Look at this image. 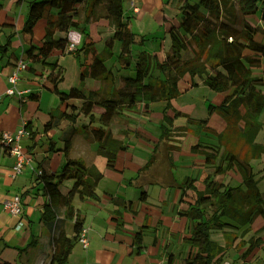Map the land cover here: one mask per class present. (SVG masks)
I'll return each instance as SVG.
<instances>
[{"label":"trees","instance_id":"16d2710c","mask_svg":"<svg viewBox=\"0 0 264 264\" xmlns=\"http://www.w3.org/2000/svg\"><path fill=\"white\" fill-rule=\"evenodd\" d=\"M86 5V18L95 17L92 7L98 6L102 15L108 18L112 34L105 40L102 51H93L88 61L81 62L84 69L79 83L63 91L58 88L63 67L56 61H46L53 49H61L62 44L56 42L49 32L43 35L38 44H34L33 28L37 20L43 17L78 27L76 16L79 8ZM179 9L178 25H172L168 30L171 40L169 48L162 59H157L143 50L132 53L136 35L123 18L122 0L28 1L25 20L19 32L21 42L26 44L21 57L25 63L28 60V68L33 63L41 64L43 70L48 67L42 87L56 94L59 102L64 104L58 115L49 117L44 130L57 126L61 118L70 121L69 125L60 129L58 138L61 145L57 147L55 140L50 139L46 149L47 153L59 150L64 153L61 168L50 171L48 155L38 160L34 167L35 185L32 187L40 184L41 194L46 196L47 202L43 205L40 220L48 233L43 248L34 254L36 264H65L83 227V217L72 204L73 198H98L94 188L102 172L69 155L72 138L77 131L74 123L79 115L87 119L80 122L83 137L100 143L97 152L105 158L106 167L112 168L117 152L125 148L123 140L113 136L109 129L112 115L139 104L143 110H147L151 102L168 103L179 94L177 83L180 78L188 75L191 83L195 84L194 78L202 76L203 82L221 95L217 104L209 106H213L227 122L225 132L219 133L221 137L224 136L225 143L231 140L230 130L234 127L242 133L244 142L251 150V157L264 152V145L255 142L262 126L258 118L264 110V27L250 19L256 17L258 11L259 18L264 19V0H199L194 3L184 0ZM12 34L0 43L1 54L9 51ZM114 40L119 45L116 60L123 66L133 63V74L124 77L118 86L113 84L112 70L105 63L113 54ZM83 48L81 46L70 51L78 55ZM154 70L159 71L161 76L155 74ZM85 76L100 81L99 88L93 91L98 97L95 100L94 94L84 87ZM26 96L37 99L39 94L28 93ZM73 99L80 100V105L68 102ZM94 106L100 107L98 114ZM190 120L201 124L208 120V116ZM93 122L98 125L92 126ZM25 127L31 135L27 121ZM179 131L184 135L186 127H179ZM199 144L193 145L191 150L204 155L205 162L211 164V171L204 181V188L196 193L194 203L189 205L190 209L182 212L187 218H192L187 224L189 235L186 240L194 250L183 257L179 264H211L222 259L224 250L209 238V231L224 226L220 221V215L224 214L222 204L229 201L241 187L240 184L225 183L226 172H239L241 184L253 186V168L246 154L242 155L237 148L220 147L219 144L209 145L213 150V153H209ZM65 179H71L72 185L63 192L60 185ZM253 199L264 218V190H256ZM66 220L71 222V235L65 232ZM135 238L139 240L136 235ZM259 241L257 237L256 242ZM2 264L9 263L5 261Z\"/></svg>","mask_w":264,"mask_h":264},{"label":"crops","instance_id":"0c3cea01","mask_svg":"<svg viewBox=\"0 0 264 264\" xmlns=\"http://www.w3.org/2000/svg\"><path fill=\"white\" fill-rule=\"evenodd\" d=\"M28 1L30 0H0V43L6 40L7 35L13 33L9 51L6 54L0 53V135L2 131L16 130L24 121L29 123L32 131L30 137L24 140L23 143L26 152L31 156V162L26 164L22 172L17 174L16 177H12L11 175L14 157L0 143V264L5 261L9 264H36L34 254L41 247L43 248L44 242L48 239V233L40 220L43 205L47 202L46 196L41 194L40 184L32 187L35 185L34 167L38 160L48 155L47 166L49 170L53 172L61 168L65 160L64 153L61 150L47 153V144L52 139L55 140V144L59 147L61 145V141L58 138L60 129L70 124V121L61 118L57 126H53L46 131L44 130V125L49 117L51 115H58L60 110L64 108V104L59 102L56 94L46 91L42 87L48 67H45L43 70L41 64L33 63L32 67L28 68L29 63L26 60V68L19 72L15 84L17 88L25 90V98L18 99L13 95L5 93V89L10 85L8 76L13 69V65L21 58L23 50L26 48V44L21 42L19 32L27 12V8L24 10V5H28ZM183 1L122 0L123 18L127 21L130 30L136 35L135 44L132 45L133 48L131 47L132 51H134V48L136 50L140 49L137 51L143 50L153 54L157 59H162L171 42L168 34L169 27L178 25L180 20L179 6ZM187 1L189 3L195 2L192 0ZM132 2L136 6L137 11L133 10ZM86 10L87 5L79 8L78 15L76 16L78 27L68 25L64 21L47 19L46 17L37 20L33 28L32 41L34 44H38L46 32H49L56 42L62 44L61 49H53L52 53L46 58L47 62L56 61L61 65L58 62L57 55L63 54L65 49L68 50L69 43H74L76 48L84 46L83 50L79 51L76 57H80L82 53L85 61L89 60L93 51L99 52L95 48L92 38L94 35H98V33L105 32V42L112 34V28L108 18L102 15L98 6L92 7L95 17L86 18ZM259 15L260 12L258 11L256 17L252 16L250 19L264 27V19H260ZM93 23L95 25L91 26ZM100 25L107 27L106 30H97V27ZM58 30L62 34L65 33V38L62 35L55 36ZM70 36H73L75 42L70 40ZM149 39L152 44L147 46L145 42ZM78 41H82L81 46L77 45ZM115 41L112 53H115L117 56L119 45H116ZM68 51L71 52L70 50ZM53 54H56L54 59H52ZM105 63L112 69L108 58ZM130 65L132 67L128 75L133 74V63L131 62ZM130 65L126 67H130ZM61 66L64 72V66ZM262 68L264 69V60ZM83 69L82 66L80 74ZM86 77L89 76H85L84 79ZM180 83H184L187 86L193 85L188 75L183 76L177 83L179 94L186 90L180 86ZM99 86L100 81L98 79H94L91 84L84 82V87L89 93L97 90ZM262 90L264 92V87ZM28 93H38L39 97L37 99L28 98L26 96ZM216 94L221 98L219 93L216 92ZM93 98L95 100L98 97L94 94ZM68 102L80 105V100L73 99L68 100ZM168 103L166 101L151 102L147 110H143L139 104L133 108L123 109L120 113L113 114L109 123L112 135L121 138L125 144V148H127L128 142L126 140H132L130 138L132 131H134V138L138 139L135 133L136 128L131 127L133 125L135 127L141 125L135 116H146L153 113V110H163ZM100 111L99 107V111L95 112L98 114ZM177 112L181 114L182 111L178 110ZM202 118L188 114V122L190 124L180 126L186 127V132L177 141L170 140L167 137V131L173 127H177L173 126L172 123L170 124L171 128L167 127L162 132L158 142L155 135L153 145L156 147L155 152H157L153 160L151 158V163L145 168L140 170L139 167V172H137L136 176H129V180L125 182L124 170L128 163L132 164L128 159V148L123 156L120 155V150L117 152L112 168L106 167L105 158L97 152V147L100 143L86 140L81 133L80 122H86L87 119L82 115L77 116L74 123L77 131L72 138L69 155L83 160L87 166L97 167L102 172V176L94 188L98 198H78V202L75 200L78 204L73 203V198L72 204L80 210V214L83 217V227L88 229V242L87 246L84 247L77 240L72 246L65 264H179L183 257L194 250L186 240L189 235L185 234V231L188 230V223L187 216L182 212L190 209L189 205L194 203L196 193L204 188V181L209 170L211 171V164L205 162L204 155L199 151L194 156L191 147L198 143H200L201 149L217 144H221L220 147H222L226 141L219 138H217L218 141L216 138H212L211 141H217L215 143L201 141L202 135L199 127L202 124H198L197 121L190 119ZM128 121L132 124H129ZM91 125L96 126L98 123L93 122ZM192 125H195V128H198V130L192 129ZM202 127L207 129L205 132L211 131V133L219 134V131L208 123L203 124ZM153 136V134H148L146 139ZM86 142H96L95 150H92L90 146L87 148ZM255 142L264 145V118L263 126L258 131ZM178 144L182 147L178 146ZM136 145L140 148H146L145 145L137 141ZM87 149L97 154L98 159H89L84 156L83 153ZM204 150L213 153L211 148L210 150ZM175 153L185 154L188 158L186 161H179L180 163L173 164ZM57 154H61L62 156L58 157ZM261 154L253 157L250 154L247 155L253 168V174H255L252 181L253 186L241 184V175L234 170L229 171V177L225 176V183L229 185H241L240 190L229 200V202H235L238 207L231 206L228 211L229 215L227 212V214H223L225 218L231 217L239 222H245L251 216L261 214L258 211L257 203L255 205V201H253V195L256 190H264V188L260 189L258 187L259 179L264 177V156L262 158ZM119 158H121V162H119ZM58 159L59 166L56 168L53 162ZM255 166L259 168L258 171H262L257 176L254 171ZM107 168L120 171L121 177L116 180H110V189L106 191L104 188L103 195H100L97 186L102 185L105 181V173L103 174V171L105 172ZM127 175H132V173ZM233 180L236 182H233ZM62 183L60 188L65 192L72 185V180L64 186H62ZM150 185L158 187V196L155 201L161 202L164 206L160 214H153L144 210V205L149 198V191L147 189ZM13 194L21 196L23 210L20 215H12L2 207V202ZM250 197L252 198L250 206L247 207L248 209L243 210L246 207L243 202L250 199ZM176 205H178L177 210L175 209ZM168 207L169 210H167ZM155 217L156 220H154ZM18 221L24 222V226L16 229L15 225ZM154 223L157 226H154ZM226 227L229 228V223H227ZM64 228L68 235L72 234L71 222L69 220H66ZM158 233L162 237L158 238ZM135 235L139 238L138 241ZM34 239L38 240L34 241ZM162 239H165L163 243ZM179 239L181 241L178 244L181 243L182 248L178 250L180 246L173 243ZM158 241L161 242L160 245H157ZM29 243L31 244L29 245ZM225 252L223 251V253Z\"/></svg>","mask_w":264,"mask_h":264},{"label":"rangeland","instance_id":"374dc122","mask_svg":"<svg viewBox=\"0 0 264 264\" xmlns=\"http://www.w3.org/2000/svg\"><path fill=\"white\" fill-rule=\"evenodd\" d=\"M192 1H198V0H192ZM27 5H24V10H26ZM23 10V11H24ZM102 23V22H101ZM95 25L94 23L91 25ZM107 27L104 26H99L97 27V30H102L105 31ZM106 33L101 32L98 33V35H94L92 38L94 40V46L98 51H102L104 49V39ZM64 36L65 38V33L62 34L60 30H58L55 33V36ZM72 42L74 41L73 36L69 37ZM116 45H118V41H115ZM71 44V43H69ZM68 44V45H69ZM74 44V43H73ZM133 43L132 45H134ZM147 46H150L152 44L151 40H147L145 42ZM77 45L81 46L82 41H78ZM133 48V46H132ZM69 50V49H68ZM68 50L65 49L63 54H58L57 59L58 62L64 66V72H63V79L59 82V88L62 90H68L70 86L76 85L79 80H80V70H81V64L80 62H83L84 57L83 54H80V57H76L77 55L73 52H69ZM140 50V49H137ZM134 48V54H137V51ZM162 56V55H161ZM159 56V58H161ZM56 57V54L52 55V59ZM108 61L111 62V70L113 74V84L114 85H119L122 78L126 77L128 73L130 72V67L123 66L121 63H119L116 60V55L115 53L110 55L108 58ZM155 74H159L161 76V73L157 70L153 71ZM94 78L86 77L84 79V82L91 84L93 83ZM195 84L193 85H186L184 83H180V86L182 88H185L186 90L183 93H180L178 96L170 99L168 104L166 105V108L164 107L163 110H153L150 115L146 116H135L136 119L141 123V125H138L135 127L134 125L131 126L132 128H136L135 133L137 134V140L134 138L133 132H131L130 139H127L126 141L128 142V159L131 161L132 164L128 163L127 167L124 170V176H125V182L129 180V176L135 177L137 172H139V167L140 170L142 168H145L150 162L151 158L153 160L154 156L156 155V147L153 145L155 140V135L156 141L160 140L162 132L165 131V128H171V123L173 127L171 130H168L167 132V137L170 140L177 141L182 134L179 131V127L182 125H189L190 123L188 122V114L191 116L195 115L196 117H204L208 116V121L202 122L201 126L199 127L200 133L202 135L201 141H206V142H212L215 143L218 141L217 138L219 139H224V136L221 137V134H215L211 133V131L205 132V130L202 126L203 124L208 123L209 125L215 127L219 133L225 132L227 128V122L226 120L217 112L216 109H214V105L219 101V96H217L216 91L212 90L209 88L202 79V76H196L194 78ZM91 86V85H90ZM93 93V91H91ZM209 105H213L210 106ZM178 110H181V114L177 112ZM95 111H99V107H95ZM263 118H264V112L260 113L258 121L261 122L263 126ZM129 124H132L131 122L128 121ZM194 126V127H193ZM192 129L198 130V128H195V125L191 126ZM232 133L231 140L227 143H223L226 145L227 148H237L240 153L243 154H250L251 150L248 147L247 143L244 142L242 138V133L238 132L237 130L234 129V127L230 130ZM148 134H153L154 136L151 138H147L146 136ZM212 138H216L217 141H211ZM136 141L140 142L141 144L145 145L146 148H140L137 147ZM221 142V141H220ZM224 142V141H223ZM92 143V144H91ZM222 143V142H221ZM86 147L88 148L89 146L91 147L92 150H95L96 147V142H86ZM221 145V144H220ZM178 146H181L178 144ZM182 147V146H181ZM201 148V146H199ZM223 147V146H222ZM121 149L120 150V155H124V152L126 149ZM206 150H210L209 148L204 147ZM84 156L87 158L91 159H98L97 154H95L93 151L86 150L84 153ZM197 154V151H193V155L195 156ZM264 153L261 154L262 158ZM58 157H61V154H57ZM153 156V157H152ZM188 158L187 155L182 154V153H175L174 154V159H173V164H177L183 161H186ZM151 160V161H152ZM180 161V162H179ZM58 160H55L53 164L56 166H59ZM97 162V161H96ZM119 162H121V158H119ZM57 164V165H56ZM139 164V165H137ZM259 168L255 166L254 171L256 172V176L261 173L262 171H258ZM254 172V173H255ZM105 173V181L103 182L102 185L97 186L100 195H103L104 193V188L105 190H109L111 186L110 180H116L121 177V172L120 171H115L111 170L109 168L105 169V172L103 171V174ZM132 175H127L131 174ZM255 175V174H254ZM227 177H229V171L226 172ZM241 177V176H240ZM71 180L65 179L63 180L62 186L65 184H69ZM233 182H236L233 180ZM258 187L264 188V177L259 179L258 181ZM130 188V187H129ZM149 191V198L147 199V203L144 205V210L153 214H160L161 210L164 208L161 202L155 201L157 196H158V187L157 186H148ZM140 192V191H139ZM78 197H74L73 203L78 204ZM219 198H217V201ZM254 201V200H253ZM250 202H252V198L245 200L243 210L248 209L247 207L250 206ZM241 203V202H240ZM256 205V203H255ZM224 208V214H227L231 206H237L235 202H225L222 204ZM238 207V206H237ZM123 209V208H122ZM175 209H178V205H176ZM242 209V208H241ZM251 209V208H250ZM169 210V207L167 208ZM253 210V209H251ZM82 212V211H81ZM227 212V213H226ZM229 215V213H228ZM187 218V217H186ZM187 223L189 224L192 218L188 217L187 218ZM229 219V220H228ZM156 220V217L154 218ZM220 221L224 225L223 227L220 228H214L209 231V238L217 243L218 245L222 246L221 248L226 251L225 253L222 254L223 259L220 261H212L211 264H263L264 263V219L262 218L261 214H256L251 216L248 220L245 222H239L238 220L231 218V217H224L220 215ZM227 223H229V228L226 227ZM154 226H157L156 223H154ZM188 230L185 231V234H188ZM158 238L162 237L160 233H158ZM182 237V235H180ZM259 237L260 241L256 242V238ZM162 243L164 242L165 239H162ZM181 239L174 241V245L180 246L182 248L180 242ZM173 242V241H172ZM161 242L158 241L157 245H160Z\"/></svg>","mask_w":264,"mask_h":264},{"label":"built area","instance_id":"2783aa9c","mask_svg":"<svg viewBox=\"0 0 264 264\" xmlns=\"http://www.w3.org/2000/svg\"><path fill=\"white\" fill-rule=\"evenodd\" d=\"M134 11H137L134 3H131ZM75 44L71 43L68 45L69 50H74ZM26 68V63L24 60L19 58L16 63L13 65V69L8 76V81L10 85L5 89V93L8 95H13L18 99L25 98L24 92L25 90H21L16 87V80L18 78L19 72ZM25 122L22 123L20 127H18L14 131H2L0 135V143L1 146L14 157V162L12 164V177H16L17 174L22 172L23 167L26 164L31 162V156L26 152L23 143L28 137H30V131L25 127ZM35 172V169H34ZM2 207L5 211L9 212L12 215H20L22 214L23 205L21 201V197L19 194H13L10 198H6L2 202ZM24 226V222L18 221L15 225L16 229H19ZM87 228L82 227L78 241L84 246H87Z\"/></svg>","mask_w":264,"mask_h":264}]
</instances>
